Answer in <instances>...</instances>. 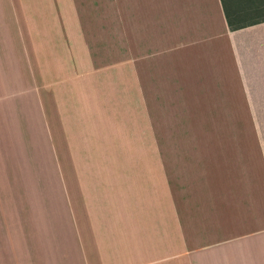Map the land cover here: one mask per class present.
I'll return each instance as SVG.
<instances>
[{
	"label": "crops",
	"instance_id": "crops-1",
	"mask_svg": "<svg viewBox=\"0 0 264 264\" xmlns=\"http://www.w3.org/2000/svg\"><path fill=\"white\" fill-rule=\"evenodd\" d=\"M0 264H264V23L0 0Z\"/></svg>",
	"mask_w": 264,
	"mask_h": 264
},
{
	"label": "trees",
	"instance_id": "trees-1",
	"mask_svg": "<svg viewBox=\"0 0 264 264\" xmlns=\"http://www.w3.org/2000/svg\"><path fill=\"white\" fill-rule=\"evenodd\" d=\"M232 31L264 23V0H220Z\"/></svg>",
	"mask_w": 264,
	"mask_h": 264
},
{
	"label": "rangeland",
	"instance_id": "rangeland-1",
	"mask_svg": "<svg viewBox=\"0 0 264 264\" xmlns=\"http://www.w3.org/2000/svg\"><path fill=\"white\" fill-rule=\"evenodd\" d=\"M232 37L233 34H232ZM30 62H31V57H30ZM36 64V68L38 67V64L37 62H35ZM35 66V65H34ZM144 103H143V98L142 97H137L136 98V103H135V111L133 113V115L135 116V124H136V128L138 129V126L140 124H143V116H144ZM255 114L253 113V118H256L254 116ZM240 118V113H235V112H232L231 113V119L232 121L236 120V119H239ZM250 117L248 115H246V119H249ZM241 129L240 128H232L231 129V133L234 135L236 133H238ZM242 131H245L244 134H246L248 137H251L252 136V128L248 127L247 129H242ZM121 145H116V147H113V145H104L103 146V149L102 150H117L118 147H120ZM135 147H137V150L139 149V147H142L143 145H134ZM42 147V146H41ZM87 148H88V151H97L98 149L95 148V145H92V144H88L87 145ZM143 150V148L141 149ZM152 151V150H151ZM154 151H157L156 149L153 150ZM60 161V160H58ZM62 163V161H60ZM41 166H42V160H41ZM138 262V261H137Z\"/></svg>",
	"mask_w": 264,
	"mask_h": 264
}]
</instances>
